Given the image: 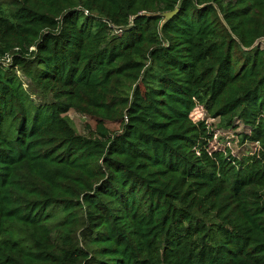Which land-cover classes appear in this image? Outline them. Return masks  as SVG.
I'll return each mask as SVG.
<instances>
[{"label": "trees", "instance_id": "16d2710c", "mask_svg": "<svg viewBox=\"0 0 264 264\" xmlns=\"http://www.w3.org/2000/svg\"><path fill=\"white\" fill-rule=\"evenodd\" d=\"M262 39L264 0H0V264H264Z\"/></svg>", "mask_w": 264, "mask_h": 264}, {"label": "rangeland", "instance_id": "374dc122", "mask_svg": "<svg viewBox=\"0 0 264 264\" xmlns=\"http://www.w3.org/2000/svg\"><path fill=\"white\" fill-rule=\"evenodd\" d=\"M261 46L264 48V43L261 44ZM19 75L22 77L25 87L29 89V83L28 81L22 76L21 73ZM34 100L38 104H45L49 101L47 99H39L38 97H34ZM68 116L71 120H73L78 132L82 135H88L90 130H95V127L97 125V120L93 118H89L87 116L81 115L79 113H76L75 111H70ZM193 117V120L198 121V119H203L207 121V124L209 126H212V128L215 130V136L210 144V148L213 150H219V149H225L226 147H230L233 151V153L236 156L242 157L245 155H249L248 153L254 151V147L249 144H241V139L238 138L237 135L243 134L248 132V129L245 128L240 122H236V128L234 130H217L215 128V125L218 123L217 121H213L208 118L207 112L204 107H201L200 110H196L191 115ZM200 120V121H203ZM106 126L111 131H118L120 129V124L118 123H106Z\"/></svg>", "mask_w": 264, "mask_h": 264}, {"label": "water", "instance_id": "95a60500", "mask_svg": "<svg viewBox=\"0 0 264 264\" xmlns=\"http://www.w3.org/2000/svg\"><path fill=\"white\" fill-rule=\"evenodd\" d=\"M178 11H179V9H176L173 12L161 13V14H157L155 16L163 18L161 26H164L171 18H173L178 13Z\"/></svg>", "mask_w": 264, "mask_h": 264}, {"label": "built area", "instance_id": "2783aa9c", "mask_svg": "<svg viewBox=\"0 0 264 264\" xmlns=\"http://www.w3.org/2000/svg\"><path fill=\"white\" fill-rule=\"evenodd\" d=\"M262 43H264V39H262L258 44L261 46V44ZM262 47V46H261ZM263 48V47H262ZM264 49V48H263ZM31 50H34V48H32ZM12 62V57L11 56H7V57H5V59H3V60H1V63L3 64V65H5V66H7L8 64H10ZM202 106H197L195 109H194V111H196V110H200V108H201ZM193 111V112H194ZM193 112L191 113V115L193 114ZM191 117V116H190ZM191 119L193 120V117H191ZM200 120H203V119H200ZM199 119H198V121H195V120H193L195 123H197V122H199L200 121ZM204 121V120H203Z\"/></svg>", "mask_w": 264, "mask_h": 264}]
</instances>
